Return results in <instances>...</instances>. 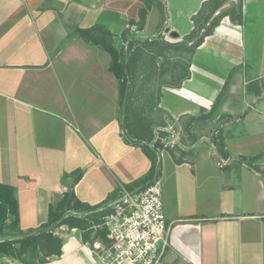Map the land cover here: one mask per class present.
<instances>
[{
	"label": "crops",
	"instance_id": "obj_1",
	"mask_svg": "<svg viewBox=\"0 0 264 264\" xmlns=\"http://www.w3.org/2000/svg\"><path fill=\"white\" fill-rule=\"evenodd\" d=\"M160 1L137 29L129 21L141 0H0V183L16 188L26 230L46 222L76 170L73 191L91 205L149 170L141 147L124 140L110 54L71 36L103 25L125 62L131 42L151 43L132 64L134 78L146 76L132 102L153 140L162 117L220 124L208 143L160 151L170 244L162 264H264V35L248 26L258 4L244 0L241 24L223 17L189 51L185 37L206 0ZM130 123L139 130L136 117ZM64 231L61 254L40 264H100L78 229Z\"/></svg>",
	"mask_w": 264,
	"mask_h": 264
},
{
	"label": "trees",
	"instance_id": "obj_2",
	"mask_svg": "<svg viewBox=\"0 0 264 264\" xmlns=\"http://www.w3.org/2000/svg\"><path fill=\"white\" fill-rule=\"evenodd\" d=\"M141 1L143 4L138 11V20L129 21L130 24H135L137 29L143 27L146 14L153 4L163 9L160 0ZM226 2L228 0H206L203 2L201 8L192 18L193 30L185 37L186 42L191 41L188 46L189 51H194L204 38L213 32L223 17L228 16L231 22L241 24L243 17L241 4L231 7V11L223 7ZM72 35L95 44L110 54L109 69L115 75L118 83L119 117L124 131V140L129 144L141 147L150 159L151 165L145 174L134 181L120 182L117 190L96 205L81 201L73 191V186L80 179L82 171L76 170L70 173L69 176L72 177V181L69 188L63 192L61 199L55 205H49L46 222L26 230L19 226L16 188L9 184L0 183V264H12L13 261H19L23 264L45 263L61 254L64 230H71L72 228L78 229L81 232L82 241L90 245L95 240L106 241V232L101 224L103 216L109 211L108 203L113 201L123 189L128 191L142 190L160 176L161 160L159 154L164 149L162 143L156 140L157 138L153 140V135L150 132L147 134L146 126H144V130H141V122H145V120L142 121V118L136 117L139 121V130L132 129L131 123L126 124L127 105L133 94L131 92L134 78L132 64L134 61L133 53L136 50L132 49L133 43L128 45L131 57L125 62L124 51L117 50L113 46V35L103 25L96 24L89 28L77 27ZM194 37L196 40L193 39ZM143 79L145 80L146 76ZM215 145L219 151H223L224 145L221 139H216ZM3 258H8L11 261H4Z\"/></svg>",
	"mask_w": 264,
	"mask_h": 264
},
{
	"label": "built area",
	"instance_id": "obj_3",
	"mask_svg": "<svg viewBox=\"0 0 264 264\" xmlns=\"http://www.w3.org/2000/svg\"><path fill=\"white\" fill-rule=\"evenodd\" d=\"M107 207L106 241L91 245L100 264H162L170 244L160 178L139 191L123 189Z\"/></svg>",
	"mask_w": 264,
	"mask_h": 264
},
{
	"label": "rangeland",
	"instance_id": "obj_4",
	"mask_svg": "<svg viewBox=\"0 0 264 264\" xmlns=\"http://www.w3.org/2000/svg\"><path fill=\"white\" fill-rule=\"evenodd\" d=\"M252 2H255L256 4H258V6L256 7V9L254 11H252L251 6H249L250 11H249L248 15L250 18H253V17L256 18V21L253 24H248V26H250V29L254 30L255 33H257V35L259 37H261L262 35H264V0H252ZM188 3H189L188 7H190L193 4L190 0L188 1ZM240 4L242 6V12H243V5L245 4L244 0H228V2H226L223 7H226L227 9L232 11L231 7L239 6ZM142 34H144L145 37L151 36L150 34L146 35L147 33H142ZM156 36H157L156 34H153L150 37V39L151 38L153 39ZM193 39L196 40V37H194ZM147 43L151 44L150 42H147ZM147 43L141 45V48H138L133 53L134 59H136L137 57L138 58L142 57V59H143V57L145 56L146 50L151 53L152 48L149 49V47H147ZM157 50H158V48H157ZM174 53L182 54L180 48L174 49ZM143 61L145 63L144 65L149 63V61L148 60L146 61V59H144ZM144 83H145V81L142 78V76H139V77L136 76L135 78H133L132 93L136 92L135 88L138 85L141 86V85H144ZM145 86L146 85H144L143 88H145ZM143 97L144 98L147 97L145 90L139 92V95H137L134 100H136V101H137V99L141 100V99H143ZM132 100H133V97L131 98V101L129 100L128 105H127L126 124L130 123V121L137 116L142 118V121L147 120L146 117H143L141 115V114H143V112H142L143 109L135 106V104L132 102ZM161 119H163V120L165 119L166 126L161 125V127H159V129L156 131V134H157L156 140H158L160 143H162V145L165 149L176 150V151L181 152V148L185 149V148L190 147L191 145L193 146V145H195L197 143H201V142L208 143L209 141L212 140V137L219 134V133H217L218 131L216 132V128H220V124L212 125V124L208 123V125H206V127H204V125L201 124L200 122H198V121H195V122L192 121L191 122L189 119H183L182 118L178 122L174 121V123L171 120H167L166 117H162ZM168 124H170L171 126ZM144 128L145 127L141 125V130H144ZM205 130L206 131L209 130L210 135H207L206 138L200 139L201 138L200 135L202 133L206 132ZM3 260L8 261V262L11 261L8 258H3Z\"/></svg>",
	"mask_w": 264,
	"mask_h": 264
}]
</instances>
